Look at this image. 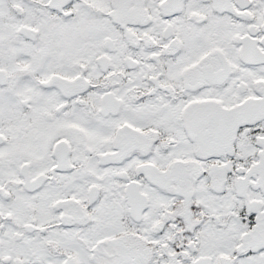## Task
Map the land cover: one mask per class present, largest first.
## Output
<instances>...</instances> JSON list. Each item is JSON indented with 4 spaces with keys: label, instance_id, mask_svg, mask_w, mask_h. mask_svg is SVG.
<instances>
[{
    "label": "snow or ice",
    "instance_id": "1",
    "mask_svg": "<svg viewBox=\"0 0 264 264\" xmlns=\"http://www.w3.org/2000/svg\"><path fill=\"white\" fill-rule=\"evenodd\" d=\"M0 264H264V0H0Z\"/></svg>",
    "mask_w": 264,
    "mask_h": 264
}]
</instances>
